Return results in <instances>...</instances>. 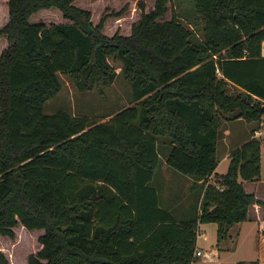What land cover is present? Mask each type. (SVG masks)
I'll list each match as a JSON object with an SVG mask.
<instances>
[{"label": "trees", "instance_id": "obj_1", "mask_svg": "<svg viewBox=\"0 0 264 264\" xmlns=\"http://www.w3.org/2000/svg\"><path fill=\"white\" fill-rule=\"evenodd\" d=\"M201 20L194 38L167 0L142 11L128 35L107 36L73 0H7L0 27V235L20 223L43 229L27 264H190L198 225L247 218L264 201L243 180L260 176V140L230 150L215 173L221 121L264 120V0H192ZM55 7L65 22L29 18ZM131 85L133 104L97 121L65 110L43 112L61 89L58 73L78 89ZM157 135H168L165 162L190 176L194 213L175 219L150 185L159 164ZM214 173V174H213ZM213 174L214 182L207 181ZM0 250V264H8ZM237 264H258L257 260Z\"/></svg>", "mask_w": 264, "mask_h": 264}, {"label": "rangeland", "instance_id": "obj_2", "mask_svg": "<svg viewBox=\"0 0 264 264\" xmlns=\"http://www.w3.org/2000/svg\"><path fill=\"white\" fill-rule=\"evenodd\" d=\"M156 0H73V4L89 14L90 22L93 25L101 23L102 32L107 36L115 34L128 35L131 25L140 16L142 11L153 8ZM167 10L162 19H170L172 13L176 14L177 19L187 28H190L195 35L194 38L201 36V20L194 10L192 0H167L165 3ZM8 14L7 0H0V27L6 22ZM29 20L31 22H43L49 24L59 23L66 20L62 17L59 9L52 7L42 9L33 14ZM8 44L5 35H0V52ZM111 66L117 74L114 80L107 85H96L92 89L80 90L75 85L71 77L66 74L58 73L61 83L60 91L52 98L43 103V112L51 113L56 110H65L71 114H84L97 121L107 120L110 115L120 110L126 105L134 103L131 95V85L120 72L121 62L109 56ZM229 117L232 113H228ZM256 125V124H255ZM260 135L262 149V168L264 176V127ZM237 130V129H236ZM159 164L155 168L160 170L161 160H165V155L169 149L168 135H157ZM222 147H218L217 155L223 153ZM231 149V148H230ZM228 160H221L217 165V172L224 173L227 170ZM179 173V172H178ZM181 174V173H180ZM157 175V174H156ZM182 175V174H181ZM155 180V179H154ZM215 183L213 177L207 176V181ZM183 187V184H182ZM191 184V188H192ZM194 188V187H193ZM195 189V188H194ZM197 202V201H196ZM197 206V205H196ZM201 235H197L196 247L206 256L205 248H216L218 251V262L200 263L204 257H198L195 264H237L238 261L255 259L264 264V245L262 252L257 254L252 250L249 236L245 232H240L234 224L222 237H217L218 223H200ZM40 229H27L18 223L14 227L15 236L0 235V250L8 257L10 264H27V256L34 253L38 248L37 234ZM256 240V238H255ZM254 242L256 243V241ZM264 244V242H263ZM196 250V248H195Z\"/></svg>", "mask_w": 264, "mask_h": 264}, {"label": "crops", "instance_id": "obj_3", "mask_svg": "<svg viewBox=\"0 0 264 264\" xmlns=\"http://www.w3.org/2000/svg\"><path fill=\"white\" fill-rule=\"evenodd\" d=\"M261 55L264 56V40H262L261 42ZM263 121L264 120H261L258 125H255V121H246L241 117L232 118L229 117V114H227V116L221 121L219 136L217 139V150L218 147L224 148L223 153L218 156L219 162L221 160L229 161L230 150L239 147L248 138V134L250 133V130L252 128H255V130L251 136L259 139L260 135H258V133H256L255 131L259 126H261ZM166 154L163 155L165 156V158ZM216 168L214 172L220 174L219 172H217ZM213 174L210 175V178L213 177ZM209 181L211 182V180ZM191 183L192 178L190 176L183 174L181 175L180 173L169 167L166 164L165 160H161L160 170H157V173L156 171H154V175L151 179L150 185L155 187L158 192L160 206L167 209L175 219H182L191 216L195 211L197 193L193 187L191 188ZM242 184L245 191L254 194L257 198L264 201V176L262 168L261 143L260 176L257 180H243ZM234 224H236L240 232L247 233L252 250H256L257 254H259L260 251L262 252V248L264 245V205L254 203L250 204L247 209V218L244 221H240ZM234 224L230 225V228ZM200 226L201 225L199 224L197 235L202 234V231H200ZM40 230H42V232L38 233L37 236L43 233V229ZM254 240L256 241V243L254 242ZM40 248L41 244L38 241V248L36 251H38ZM195 248L196 250H199L197 249L198 247H196V245ZM205 250L207 251L206 256H202L203 254L200 250V254L197 255L198 257H204V262H201L199 260L200 263H211L219 261V254L216 248L210 247L205 248ZM198 257L190 264L197 263L196 260H198ZM252 260L255 259L242 261L248 262ZM8 264H10V262ZM259 264L263 263L259 262Z\"/></svg>", "mask_w": 264, "mask_h": 264}, {"label": "built area", "instance_id": "obj_4", "mask_svg": "<svg viewBox=\"0 0 264 264\" xmlns=\"http://www.w3.org/2000/svg\"><path fill=\"white\" fill-rule=\"evenodd\" d=\"M264 127V121L262 122V124H261V126H259L257 129H256V133H260L261 132V130H262V128L261 127ZM200 254V251L199 250H194V256H197V255H199Z\"/></svg>", "mask_w": 264, "mask_h": 264}, {"label": "water", "instance_id": "obj_5", "mask_svg": "<svg viewBox=\"0 0 264 264\" xmlns=\"http://www.w3.org/2000/svg\"><path fill=\"white\" fill-rule=\"evenodd\" d=\"M230 228V224H225L224 225V231H227Z\"/></svg>", "mask_w": 264, "mask_h": 264}]
</instances>
